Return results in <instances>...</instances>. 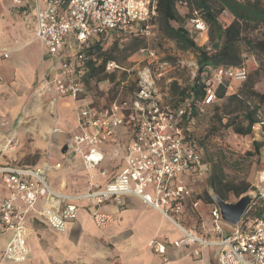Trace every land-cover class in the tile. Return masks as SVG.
<instances>
[{
	"label": "built area",
	"instance_id": "2783aa9c",
	"mask_svg": "<svg viewBox=\"0 0 264 264\" xmlns=\"http://www.w3.org/2000/svg\"><path fill=\"white\" fill-rule=\"evenodd\" d=\"M33 1L35 38L50 59L49 71L41 75L34 93L39 98L48 97L54 107L59 99H71L75 125L63 152L80 156L88 187L76 195L53 189L47 172L50 167L60 168L61 163L50 166L45 157L34 166L0 167V235H10L0 253V264L29 255L26 219L31 212L52 229L63 232L66 222L77 216V202L87 200L92 223L103 229L112 223L113 215L103 211L102 204L113 199L121 206L126 195L139 198L182 233V238L172 245L218 246V264H264V216L243 220V215L226 234L221 228L224 221L219 208L212 201L211 226L202 225L203 235L182 223L185 205L190 204L196 211L202 203L201 183L210 172V164L189 132L194 122L189 104L192 95L179 103H165L147 69L127 98L96 107L87 96L83 81L86 50L110 32L129 37L151 35L157 0ZM176 7H186V2L178 0ZM187 29L191 37L206 34L207 24L193 11L187 19ZM140 53L155 58L152 50L141 48ZM0 57L7 58L8 52L2 51ZM251 63L258 65L255 56L249 54L239 66L208 68L202 77L204 94L199 106L214 103L219 86L246 80ZM117 67L114 61L106 63L107 70ZM51 131L61 129L54 126ZM103 163L108 168H101ZM96 174L104 181L98 180ZM257 182L264 184V172L258 174ZM256 196L264 203V188H259ZM39 198L45 202L36 208ZM56 199L66 202L57 208ZM208 234L212 236H205ZM168 244L158 239L148 242L162 257ZM194 254H199L198 248Z\"/></svg>",
	"mask_w": 264,
	"mask_h": 264
},
{
	"label": "crops",
	"instance_id": "0c3cea01",
	"mask_svg": "<svg viewBox=\"0 0 264 264\" xmlns=\"http://www.w3.org/2000/svg\"><path fill=\"white\" fill-rule=\"evenodd\" d=\"M33 8V0H21V3L16 0H0V53L8 52L7 58L0 57V143L19 112L22 111L23 118L33 115L44 120L47 116L44 117L39 103L46 101L51 106L48 97L39 98L33 93L41 75L49 71L50 64L48 55L35 38ZM57 104L63 108L68 107L72 114V129L64 147L70 140L75 118L70 107L71 99H59ZM3 122L8 124L2 125ZM41 130L38 131L39 138H43L51 129L47 125L45 131ZM41 145V142L36 144ZM0 149L4 150L5 147L0 146ZM42 161L19 164L0 158V167H29ZM48 162L50 166L61 163L60 168L50 167L47 172V180L53 189L68 195L87 190V175L79 155L62 151ZM102 167L108 168V165L103 163ZM96 177L104 181L98 174ZM44 202V198H39L36 208L42 207ZM64 202V199H56V207H61ZM77 203V216L66 222L63 232L52 229L44 219L31 212L26 219L29 255L17 261L5 260L2 264H218V246L172 245L173 241L182 238V233L160 213L133 195L123 196L121 206L115 204L113 199L102 204L101 209L113 215L112 223L103 229L96 228L92 223L89 201L79 200ZM211 204L202 198V203L195 211L187 203L183 212V225L203 235L202 225L205 228L211 226ZM221 228L226 234L233 230V226L225 222ZM43 234L49 235L50 247L42 246ZM205 236L211 237L212 234ZM9 237L8 233L0 235V253ZM151 239L169 242L165 257L148 246ZM196 248L199 249L198 255L194 254Z\"/></svg>",
	"mask_w": 264,
	"mask_h": 264
},
{
	"label": "rangeland",
	"instance_id": "374dc122",
	"mask_svg": "<svg viewBox=\"0 0 264 264\" xmlns=\"http://www.w3.org/2000/svg\"><path fill=\"white\" fill-rule=\"evenodd\" d=\"M261 1L264 3V0ZM177 9L180 14H187L185 7H177ZM218 19L222 24H226L230 21L231 16L227 11H223L218 16ZM183 25L187 26L186 18ZM132 38L121 35L106 37L101 42V52H94L91 55L90 58L93 60L97 59L98 64L104 57L103 51L108 49L113 42L117 41L118 43L117 49L113 52L114 62L118 67L113 70L105 68L107 73L113 74V79L108 76V78L101 80L91 79L86 83L87 96L92 101V105L101 107L110 104L114 100L127 98L137 88L139 76L147 69L150 71L160 99L165 103H174L179 98L178 91L190 87L198 75L197 53L183 48L179 42L161 33L157 18L155 19V28H153L152 34L148 37H138L142 41L141 45L136 48L132 47ZM191 39L199 46L211 47L208 26L206 34L194 35ZM141 48L154 51L155 58L140 53ZM243 52L245 56H249V53L244 49ZM255 58L259 64L258 57ZM257 66L251 63L249 75ZM256 79L255 89L264 92L263 74L260 72ZM173 85L176 86L175 89L177 91L173 90ZM242 89H244L243 82H227L224 98H217L214 103L207 106H198L194 112V122L189 126V132L192 138L198 142L204 158L210 164V168L211 162L219 158L222 151L227 156V160L231 161L238 154H243L248 150L252 151L254 141L264 142V127L261 123L255 124L252 127V132L244 136L236 134L231 127L225 126L227 119L238 115L237 101L228 100V97L238 95V98L244 99L241 94ZM245 99L247 98L245 97ZM248 100L247 104L253 103L251 99ZM39 105H42L44 117L47 116V118L42 120L38 116L35 117L33 115L23 118L22 111L19 112L10 131L7 132L9 134L6 133L4 138H2L0 145L7 144L8 140H11V143H8V147H5L6 149H0V158L13 160L19 164H35L42 160L43 157L49 161L50 158L61 154L64 149L63 144L72 129V114L66 106V108H63L57 104L54 107L48 105L46 101L39 103ZM21 116L22 119L20 118L18 121ZM258 116L260 120H264V103L260 106ZM7 124V122H3L2 125ZM47 125H49L51 130L54 126L59 127L61 132L49 131L44 134L43 138H39L38 131L41 129V131H45ZM123 140L125 142L126 139L124 138ZM38 142H41L42 145L36 146ZM11 145L13 148L10 150L9 146ZM225 171L229 174L234 173L228 165H225ZM260 172H264V144L260 148L259 154L252 158L247 177L251 188L247 192L256 194L259 188L264 187V184L260 185L257 182ZM209 189L210 187L206 180L202 186V197H204L205 193H208ZM236 199L230 196L231 202ZM223 224L224 222L221 223V225ZM41 242L43 247H50L51 240L49 235L43 234Z\"/></svg>",
	"mask_w": 264,
	"mask_h": 264
},
{
	"label": "trees",
	"instance_id": "16d2710c",
	"mask_svg": "<svg viewBox=\"0 0 264 264\" xmlns=\"http://www.w3.org/2000/svg\"><path fill=\"white\" fill-rule=\"evenodd\" d=\"M184 1L186 2V15L179 13L176 7L178 0H157L156 3V18L161 33L179 42L183 48L197 53L198 75L190 87L178 91L179 98L174 103L191 98L192 95L189 104L191 115L194 116V112L200 105L204 94L203 73L210 67L241 65L246 58L243 54L244 49L247 53L258 57L259 64L243 81L244 89L241 90V94L244 99L238 98V95L228 97V100L237 101L238 115L227 119L225 126L231 127L236 134L243 136L250 134L255 124L261 123L264 127V120H260L258 116L260 106L264 103V92L255 89L257 75L261 72L264 76V3L261 0ZM193 11H197L208 26L209 40L211 41L210 48L197 45L191 39L187 26L183 25L185 18L188 19ZM223 11H227L231 16L230 21L226 24H222L218 19ZM116 36H119V34L110 32L103 39ZM103 39L95 42L91 48L86 50L88 59L84 64L85 71L83 73L85 86L91 79L101 80L108 78V76L113 79V74L107 73L105 68L108 61L115 60L113 52L117 49V41L103 51L104 57L100 63L97 64V59L90 58L94 52H101ZM132 40V47L136 48L141 45L142 41L138 37H133ZM175 87L173 85V90H176ZM216 96L217 98L225 97V86L221 85L217 88ZM248 99H251L253 103L247 104ZM263 144V141H254L252 151L248 150L243 154H238L231 161L227 160V156L223 151L220 152V157L211 162L207 178L208 186L216 195L225 201H230V196L238 198L250 190L251 184L247 179L248 171L252 158L259 154ZM203 159L206 161L204 156ZM225 165L230 166L234 173H227ZM203 198L212 202L208 193H205ZM261 216H264V203L258 196H255L242 219Z\"/></svg>",
	"mask_w": 264,
	"mask_h": 264
},
{
	"label": "water",
	"instance_id": "95a60500",
	"mask_svg": "<svg viewBox=\"0 0 264 264\" xmlns=\"http://www.w3.org/2000/svg\"><path fill=\"white\" fill-rule=\"evenodd\" d=\"M64 150L65 149H63V151ZM208 194L211 200L219 208L222 220L230 225H236L240 221L256 196L254 192H247L231 202L221 199L211 188L209 189Z\"/></svg>",
	"mask_w": 264,
	"mask_h": 264
},
{
	"label": "bare ground",
	"instance_id": "6f19581e",
	"mask_svg": "<svg viewBox=\"0 0 264 264\" xmlns=\"http://www.w3.org/2000/svg\"><path fill=\"white\" fill-rule=\"evenodd\" d=\"M50 131H51V130H50ZM10 136H11V135H10ZM12 137H13V136H12ZM7 142H10V141L8 140ZM7 145H8V144H5V145L2 144V145H0V146L4 148V147H6Z\"/></svg>",
	"mask_w": 264,
	"mask_h": 264
}]
</instances>
